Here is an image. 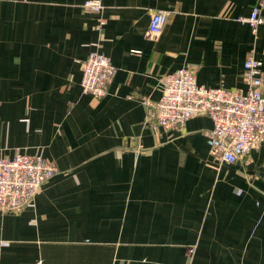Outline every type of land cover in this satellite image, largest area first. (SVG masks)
I'll use <instances>...</instances> for the list:
<instances>
[{"label": "crops", "instance_id": "obj_1", "mask_svg": "<svg viewBox=\"0 0 264 264\" xmlns=\"http://www.w3.org/2000/svg\"><path fill=\"white\" fill-rule=\"evenodd\" d=\"M86 1L0 0V158L58 168L0 214V264H264V144L221 163L209 117L165 130L147 106L184 67L247 91L249 56L264 73V25L237 19L257 0H99L98 14ZM157 11L168 20L151 38ZM96 49L117 68L100 100L80 86Z\"/></svg>", "mask_w": 264, "mask_h": 264}, {"label": "built area", "instance_id": "obj_2", "mask_svg": "<svg viewBox=\"0 0 264 264\" xmlns=\"http://www.w3.org/2000/svg\"><path fill=\"white\" fill-rule=\"evenodd\" d=\"M84 9L101 13L99 0H88ZM264 0H257L248 17L238 18L252 33L264 25ZM168 13L155 12L149 24V36L157 38L168 20ZM105 22L101 20L100 26ZM117 68L99 50L92 51L83 63L80 86L85 94L100 100L107 94ZM263 62L253 55L244 63L245 92L223 87L198 85L192 67L181 68L162 82V96L156 104L148 103V117L165 130H182L196 116H207L213 128L207 133L212 156L221 163L236 164L264 144ZM147 103V102H146ZM58 168L41 155L16 154L0 158V214H12L31 204Z\"/></svg>", "mask_w": 264, "mask_h": 264}]
</instances>
